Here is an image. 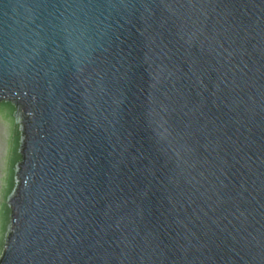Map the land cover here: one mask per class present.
Segmentation results:
<instances>
[{"label": "water", "instance_id": "95a60500", "mask_svg": "<svg viewBox=\"0 0 264 264\" xmlns=\"http://www.w3.org/2000/svg\"><path fill=\"white\" fill-rule=\"evenodd\" d=\"M0 264H264V0H0Z\"/></svg>", "mask_w": 264, "mask_h": 264}]
</instances>
